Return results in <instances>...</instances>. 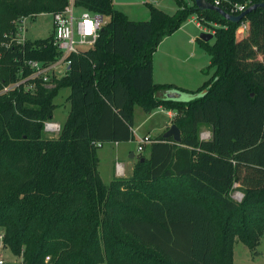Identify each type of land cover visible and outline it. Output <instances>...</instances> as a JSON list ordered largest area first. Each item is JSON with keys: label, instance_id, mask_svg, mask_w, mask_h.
<instances>
[{"label": "trees", "instance_id": "trees-1", "mask_svg": "<svg viewBox=\"0 0 264 264\" xmlns=\"http://www.w3.org/2000/svg\"><path fill=\"white\" fill-rule=\"evenodd\" d=\"M146 0L130 20L112 0H72L105 22L93 46L71 54L64 76L0 93V241L21 264H233L264 235V8L231 22L176 0L173 14ZM264 0H251L249 6ZM67 0H0V90L57 53L53 34L4 48L20 18L61 10ZM226 11H228L226 9ZM196 14L213 29L197 38L212 74L190 91L151 79L160 41ZM213 24H216L215 26ZM245 34H242V30ZM207 71V70H206ZM208 72V71H207ZM68 111L46 135L53 98ZM188 100L167 99L169 90ZM175 112L181 142L163 135L135 155L130 175L103 183L97 147L134 139L132 109ZM210 132L201 138V129ZM243 193L232 196L234 186Z\"/></svg>", "mask_w": 264, "mask_h": 264}, {"label": "rangeland", "instance_id": "rangeland-1", "mask_svg": "<svg viewBox=\"0 0 264 264\" xmlns=\"http://www.w3.org/2000/svg\"><path fill=\"white\" fill-rule=\"evenodd\" d=\"M144 1L146 0L113 2V6L130 20H144L148 18V8ZM184 2L190 4L189 0H184ZM153 4L168 14H173L178 9L176 0H155ZM73 10L74 14L81 11L80 7H74ZM195 21H198L196 15H190L181 22L175 31L160 41L153 55H151V68L154 71L155 81L171 79L174 83L184 87L183 89L194 91L203 80L211 76L212 69H208L209 56L197 41L200 33L203 32V25L202 28H199L195 25ZM23 26L25 38L28 39L45 38L51 33V19L46 13L38 14L32 19L27 18ZM241 30L244 35L245 30ZM67 93L68 89H60L53 98V103L56 106L52 111L51 121L57 122L58 125L64 121L68 111V104L64 101ZM191 96L189 92H182L180 99L188 100ZM169 122L165 111L154 109L149 113L134 105L131 124L134 139L131 142H121L117 145L106 142L97 147L98 170L102 179L106 181L107 174L112 171L114 161L121 163L131 161L128 158V153L137 154L136 139L138 137L145 134L154 138L163 135L170 127ZM200 133L201 138L202 136L205 137V134L210 136V132L205 127L201 129ZM232 196L238 201L243 196L237 185L232 190ZM256 250L258 254L253 255L242 242L236 241L233 248V264H264V235L260 238ZM0 255L4 257L7 264H20L19 260L1 245V241Z\"/></svg>", "mask_w": 264, "mask_h": 264}, {"label": "built area", "instance_id": "built-area-1", "mask_svg": "<svg viewBox=\"0 0 264 264\" xmlns=\"http://www.w3.org/2000/svg\"><path fill=\"white\" fill-rule=\"evenodd\" d=\"M213 5L220 7L229 14L237 15L243 12L249 5L251 0H207ZM74 6L72 0H67V4L59 11L46 13L50 16L53 40L52 45L56 48V55L48 61L27 59L24 61L29 69L26 76L20 77L11 84L4 85L0 93L5 92L11 88L21 85L24 90H32L35 83L38 82L44 87H51L54 84V79L64 76L70 65V55L78 53L81 50L93 46L99 36V31L105 19L99 15L88 10L81 9L78 14H74ZM43 14V13H40ZM196 15V14H194ZM29 18L28 16L21 17L16 31L13 34H8L7 38L2 44L4 48L11 46V44L22 43L26 38L24 35L25 28L23 23ZM195 25L202 28L203 31L213 34V29L205 26L201 19L196 15ZM242 21V27L245 23ZM214 26L216 24H213ZM175 115L173 112L172 116ZM43 130L46 134L52 135L58 132L59 125L54 121L44 122ZM209 138L208 134L205 137ZM155 139L149 135H143L136 139V151L140 152L144 145L154 142ZM115 171L120 172V164L115 163ZM1 238V236H0ZM0 264H7V261L0 255ZM21 264V263H20Z\"/></svg>", "mask_w": 264, "mask_h": 264}, {"label": "water", "instance_id": "water-1", "mask_svg": "<svg viewBox=\"0 0 264 264\" xmlns=\"http://www.w3.org/2000/svg\"><path fill=\"white\" fill-rule=\"evenodd\" d=\"M113 2L122 3V2H130V1H137V0H112ZM196 7L199 10H214L221 14L227 20L238 23L240 22L249 12L257 9V8H264V2L255 3L248 6L243 12L233 15L226 12L224 9L213 5L212 3L208 2L207 0H194ZM199 38L203 41H209L213 38V34L209 32H201ZM181 93L177 90H169L165 93L167 99H177L181 98ZM164 138H172L174 142L180 143L181 142V133L179 128L175 124H171L170 127L166 130L163 134ZM131 157V155H130Z\"/></svg>", "mask_w": 264, "mask_h": 264}, {"label": "crops", "instance_id": "crops-1", "mask_svg": "<svg viewBox=\"0 0 264 264\" xmlns=\"http://www.w3.org/2000/svg\"><path fill=\"white\" fill-rule=\"evenodd\" d=\"M151 79H153L154 82L156 83H167V84H172V85H175L177 87H180V88H184V87H181L180 85H178L177 83H174V81H172L171 79H160L159 81H155L154 80V71H153V68H151ZM206 80V79H205ZM203 80L202 83L205 81ZM201 83V84H202ZM200 84V85H201ZM199 85V86H200ZM175 90V89H174ZM178 91V90H177ZM180 92V91H179ZM159 110L161 111H165L167 117L169 118V124L171 125L172 124V121H173V118L174 116H172L173 114V110H166L164 108H158ZM150 113V112H149ZM168 128V127H167ZM133 132V130H132ZM154 138V137H153ZM132 141V140H131ZM131 141H126V142H131ZM112 144L114 145H117L118 143H114V142H111ZM121 143V142H119ZM102 145V144H101ZM100 145V146H101ZM131 155V157H130ZM97 158L99 159L98 157V154H97ZM128 158L131 160L130 162H127V163H121V162H118L120 164V172H116L115 171V161L112 165V171L110 173L107 174V177H106V181H104V179H102V176L100 175V171L98 170V163H97V171H98V175L100 177V179L102 180L103 183H107L109 180H111L113 177H126L128 175H130L131 173V169H132V166H133V163H134V160H135V155L134 153L132 152H129L128 153Z\"/></svg>", "mask_w": 264, "mask_h": 264}]
</instances>
